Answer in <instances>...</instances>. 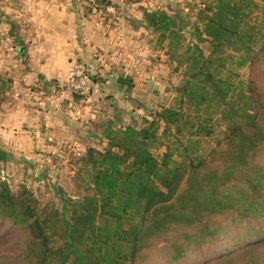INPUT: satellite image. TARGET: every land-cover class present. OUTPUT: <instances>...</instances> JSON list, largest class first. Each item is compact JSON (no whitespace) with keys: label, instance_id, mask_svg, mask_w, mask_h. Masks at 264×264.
Here are the masks:
<instances>
[{"label":"trees","instance_id":"16d2710c","mask_svg":"<svg viewBox=\"0 0 264 264\" xmlns=\"http://www.w3.org/2000/svg\"><path fill=\"white\" fill-rule=\"evenodd\" d=\"M199 5L142 11L180 80L143 116L93 121L105 147L76 158V197L42 203L0 180V264H264V0ZM10 88L0 76V105Z\"/></svg>","mask_w":264,"mask_h":264},{"label":"rangeland","instance_id":"374dc122","mask_svg":"<svg viewBox=\"0 0 264 264\" xmlns=\"http://www.w3.org/2000/svg\"><path fill=\"white\" fill-rule=\"evenodd\" d=\"M80 1L86 12L89 11L95 14L99 21L102 20L101 25L103 23L107 28L116 29L118 32V37L113 38L118 45L110 47L106 54L107 61L110 62L108 66L111 69L115 68L114 74L131 75L134 84L131 93L126 96L112 77L102 83H92L88 73L93 70H89L85 62L74 59L68 69L66 89L59 87L61 90L58 91L54 85L50 86L49 83L44 85L42 82L31 86L33 93L34 90H38L35 101L37 98L40 100L32 103L44 102V107L49 110L48 120L51 124L38 121L36 129L31 130L28 135L17 132L15 136L20 143H16L11 148L3 146L0 141L1 154L8 156V162L4 163L0 160V180L6 181L12 188L24 185L34 192L40 202L46 203L52 200L57 206L61 205L62 196L77 195L72 176L79 154H82L87 147L98 150H103L105 147V143L94 135V120L97 122L105 113L106 117H117L113 122L118 124V121H121L120 124H126L137 116L145 115L138 105L142 104L148 109L156 108L168 104L174 96L172 90L177 86L180 74L174 72V65L167 63L163 52L158 50L154 43L149 42L153 36L145 30L141 22L144 8L183 14L187 10L195 11L200 6V0H138L136 7L128 8L123 0L118 2L110 0L119 7L117 10L112 5L104 7L96 0ZM186 31H189V28ZM118 48L121 49L120 52L116 50ZM94 57V62L99 59L98 56ZM96 63L102 70L106 62L101 64V61H96ZM75 66L84 70L88 80L78 91L71 90L69 86V74ZM118 69L122 71L119 72ZM99 74L93 71V75ZM243 76L245 78V74ZM42 87L48 89L43 91ZM64 95L72 100L70 103L73 109L68 108L69 115L62 109V103L65 101L61 100ZM74 95L79 98L75 99ZM111 100H113L112 104ZM7 101H3L2 104L8 106L9 101ZM53 123L55 125L58 123V126ZM39 130L42 132H38ZM27 136L31 138V143L26 141L29 139H25ZM58 188L62 196L57 195ZM4 232L8 234L3 227H0V234ZM5 238H2L4 241H0V254L5 253L10 245L9 237ZM260 249L264 250V247Z\"/></svg>","mask_w":264,"mask_h":264},{"label":"crops","instance_id":"0c3cea01","mask_svg":"<svg viewBox=\"0 0 264 264\" xmlns=\"http://www.w3.org/2000/svg\"><path fill=\"white\" fill-rule=\"evenodd\" d=\"M81 2L0 0V76L11 80L8 106L0 105V141L3 146L11 148L19 144L15 134L22 132L28 135L36 129L38 121L51 124L44 102L32 103L38 90L33 93L31 86L42 82L44 85H54L58 91L62 87L66 89L68 69L74 59L85 62L89 70L99 72L98 76L104 81L116 78L115 68L108 66L110 62L106 54L110 47L118 45L113 39L118 37V32L103 23L101 25L102 20L99 21L88 10L86 12ZM137 4L126 7L134 8ZM21 48L23 50L19 52ZM116 50L120 52L121 49ZM94 56L99 57L96 61H101V64L106 62L104 69L101 70L94 62ZM121 69H118L119 72ZM93 71L90 73L93 74ZM41 89L45 91L48 88ZM61 101H65L62 103L63 112L69 115L68 108L73 109L72 100L64 95ZM26 141L31 143V138ZM7 158L0 152V160L6 163Z\"/></svg>","mask_w":264,"mask_h":264},{"label":"built area","instance_id":"2783aa9c","mask_svg":"<svg viewBox=\"0 0 264 264\" xmlns=\"http://www.w3.org/2000/svg\"><path fill=\"white\" fill-rule=\"evenodd\" d=\"M69 78H70L69 86H70L71 90H73V91L81 90L82 85L87 80V76L85 75L84 70L79 66H75L73 68V70L69 74Z\"/></svg>","mask_w":264,"mask_h":264},{"label":"water","instance_id":"95a60500","mask_svg":"<svg viewBox=\"0 0 264 264\" xmlns=\"http://www.w3.org/2000/svg\"><path fill=\"white\" fill-rule=\"evenodd\" d=\"M23 48L19 49V52H22ZM58 192L60 193V188L57 189Z\"/></svg>","mask_w":264,"mask_h":264}]
</instances>
